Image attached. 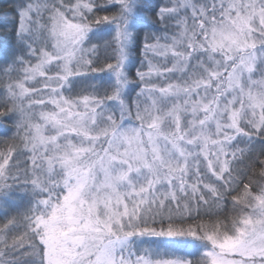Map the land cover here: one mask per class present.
Instances as JSON below:
<instances>
[{
    "label": "snow or ice",
    "instance_id": "obj_1",
    "mask_svg": "<svg viewBox=\"0 0 264 264\" xmlns=\"http://www.w3.org/2000/svg\"><path fill=\"white\" fill-rule=\"evenodd\" d=\"M151 10L2 25L0 264H264V0H171L141 37Z\"/></svg>",
    "mask_w": 264,
    "mask_h": 264
},
{
    "label": "trees",
    "instance_id": "obj_2",
    "mask_svg": "<svg viewBox=\"0 0 264 264\" xmlns=\"http://www.w3.org/2000/svg\"><path fill=\"white\" fill-rule=\"evenodd\" d=\"M27 0H0V43H3L4 46H7L9 42L13 40L11 28L12 24L9 23V29L5 30L2 25L4 22L13 21L15 19V8H19L21 4L26 3ZM167 0H150V4L153 10L149 11L148 14L150 16L149 26L144 29V32L141 33V37L144 33L151 34L153 31L162 33L164 32L163 26L157 20L155 11H158V8L165 7ZM7 14V15H6ZM162 31V32H161ZM140 47H137V51H139ZM1 120V117H0ZM1 130H0V150L3 149L4 144L3 140L6 139L7 136H10V132H5V129H9L12 127V123L10 120H6V122L0 121Z\"/></svg>",
    "mask_w": 264,
    "mask_h": 264
},
{
    "label": "rangeland",
    "instance_id": "obj_3",
    "mask_svg": "<svg viewBox=\"0 0 264 264\" xmlns=\"http://www.w3.org/2000/svg\"><path fill=\"white\" fill-rule=\"evenodd\" d=\"M170 3H171V0H167V3L165 4V7L170 6ZM147 16H148V20H150L151 18H150V16H149L148 13H147ZM169 31H171V29ZM151 34H155V35H158L159 36V35H163L164 32H162V33L159 34V32L157 33L155 31H153ZM132 58H133V65H134V67L132 69V72H131L130 76H131V79L133 80V83H136L135 69L136 68H140L141 70H144V71L147 70L146 67H144L142 65V63H141V61L143 60V55H142L141 48L139 49V51H137V52L134 51L132 53ZM138 90L139 89H137V91ZM133 95H134V93H133ZM3 120L6 122V119H4V118L1 117V120L0 121H3ZM0 130H1V125H0Z\"/></svg>",
    "mask_w": 264,
    "mask_h": 264
}]
</instances>
